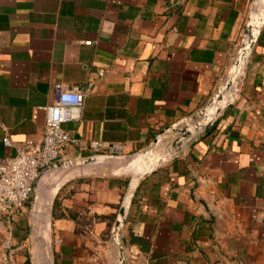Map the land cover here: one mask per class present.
<instances>
[{"label": "crops", "instance_id": "1", "mask_svg": "<svg viewBox=\"0 0 264 264\" xmlns=\"http://www.w3.org/2000/svg\"><path fill=\"white\" fill-rule=\"evenodd\" d=\"M250 4L0 0V160L15 154L3 138L41 139L60 90L85 95L81 120L64 125L80 140L66 156L90 155L92 141L122 143L126 154L146 148L214 96ZM231 95L206 131L140 181L120 236L125 264H264V27ZM126 184L82 178L61 189L54 264H119L110 232ZM22 219L2 222L0 264H28Z\"/></svg>", "mask_w": 264, "mask_h": 264}, {"label": "water", "instance_id": "2", "mask_svg": "<svg viewBox=\"0 0 264 264\" xmlns=\"http://www.w3.org/2000/svg\"><path fill=\"white\" fill-rule=\"evenodd\" d=\"M264 27V0H251L243 36L229 72L209 102L194 116L167 126L154 137L144 149L122 156L94 154L59 159L45 167L35 181L30 204V262L31 264H54L52 213L55 200L61 189L69 182L82 178H120L127 184L110 232V238L118 252L119 264H125L121 232L140 181L153 169L145 166V157L155 151L157 145L173 134L167 155L182 140H190L206 131L225 107L224 96L233 88L232 77L249 61L258 36ZM236 96L233 90L232 98ZM210 113L208 114V110ZM166 155V156H167ZM162 161L159 158L155 163Z\"/></svg>", "mask_w": 264, "mask_h": 264}, {"label": "built area", "instance_id": "3", "mask_svg": "<svg viewBox=\"0 0 264 264\" xmlns=\"http://www.w3.org/2000/svg\"><path fill=\"white\" fill-rule=\"evenodd\" d=\"M89 44L85 42V45ZM84 101L85 95L82 92L60 90L54 103L45 107L44 129L40 140H25L15 145L7 137L3 138L4 146L14 148L15 154L0 160V228L2 222L9 224L16 216L23 215L39 173L56 160L69 158L65 153L68 146L80 145V140L73 137L64 125L81 120ZM84 149L90 155L126 154V147L122 143L92 141ZM58 242L53 239L54 244ZM7 260L8 257L4 258V261Z\"/></svg>", "mask_w": 264, "mask_h": 264}, {"label": "rangeland", "instance_id": "4", "mask_svg": "<svg viewBox=\"0 0 264 264\" xmlns=\"http://www.w3.org/2000/svg\"><path fill=\"white\" fill-rule=\"evenodd\" d=\"M167 136H174L173 134H169V135H167ZM166 136V137H167ZM166 142L167 143H165V146H166V148H165V151L171 146V144H169L168 145V143H170L171 141H169V140H166ZM161 143H162V141H161ZM163 145V144H162ZM164 146V147H165ZM61 192V191H60ZM60 192H59V198H58V196H57V198H58V200H57V198H56V200H55V202H56V204H58V206L60 205L61 206V208L63 207V201H64V199H65V194H64V192H62L61 194H60ZM31 200H32V196H31V198L28 200V202H27V204L25 205V212L23 213V225H24V227H25V229H26V231H27V238H26V242H25V245H26V247H25V249H24V253H25V255H26V257H27V259H28V264H31V262H30V244L28 243L29 242V237H30V231H29V213H30V204H31ZM55 204V203H54ZM61 208L60 209H58V210H56L55 211V218L56 219H58V218H61V217H63V216H65V214L62 212V210H61ZM53 209H54V207H53ZM63 215V216H62ZM52 220H53V213H52ZM53 222V221H52Z\"/></svg>", "mask_w": 264, "mask_h": 264}, {"label": "bare ground", "instance_id": "5", "mask_svg": "<svg viewBox=\"0 0 264 264\" xmlns=\"http://www.w3.org/2000/svg\"><path fill=\"white\" fill-rule=\"evenodd\" d=\"M244 67H245V66H242V67L238 70L237 74H236V75H233V77H232V83H233L232 85H233V88L230 90L229 93H227V94L224 96V100H223L224 103H226L225 101L227 100V99H226L227 96H229L231 93H233V90H236V89H237V86H238V84H239V82H240V79H241L242 73H243V71H244ZM231 98H232V95H231ZM209 113H210V109L208 110V114H209ZM157 147H158V145H157ZM156 150H157V149H156ZM156 150H155V151H156ZM155 151L149 152V153L147 154V156L145 157V159H144V161H145V166H146L147 168L154 167V166L156 165L155 161H156L157 159L162 158V160H163L164 158H166V155H167L166 152H163V153H161V154H155ZM34 264H36V263H34Z\"/></svg>", "mask_w": 264, "mask_h": 264}, {"label": "trees", "instance_id": "6", "mask_svg": "<svg viewBox=\"0 0 264 264\" xmlns=\"http://www.w3.org/2000/svg\"><path fill=\"white\" fill-rule=\"evenodd\" d=\"M56 207H57V204H56V202H55V204H54V209H53V218H55Z\"/></svg>", "mask_w": 264, "mask_h": 264}]
</instances>
